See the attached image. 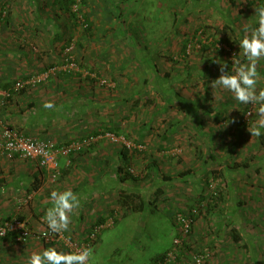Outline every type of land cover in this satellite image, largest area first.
Returning a JSON list of instances; mask_svg holds the SVG:
<instances>
[{"label": "rangeland", "instance_id": "374dc122", "mask_svg": "<svg viewBox=\"0 0 264 264\" xmlns=\"http://www.w3.org/2000/svg\"><path fill=\"white\" fill-rule=\"evenodd\" d=\"M100 1L87 0L91 28L85 30L78 3L71 4L73 26L56 0H0V134L9 125L58 145L100 127L109 133L103 141L95 137L74 162L65 159L55 177L47 170L40 197L65 189L79 195L69 231L26 244L1 240L0 264H25L27 256L48 247L87 248V264H155L161 254L165 264H264V135L248 130L257 119L254 105H240L211 85L220 75L218 60L229 72L233 61L245 62L240 29L264 0H235L237 10L207 17L197 33V25L184 31L174 25L179 0H122L116 24L108 20L116 2L103 0L110 9ZM184 18L189 25L192 19ZM257 70L258 87L264 88V59ZM45 73L47 79L33 83ZM7 82L11 95L3 87ZM46 101L54 107L45 109ZM123 147L132 175L125 181L117 171L124 166ZM0 161L23 172L31 160ZM32 179L22 173L18 181L32 189L41 184ZM120 193L139 195L134 200L141 198L144 210L121 206ZM2 194L0 203L8 200L12 212L1 211L0 220L17 211L25 220L31 196L23 191L11 201ZM101 208L112 214L91 240L90 214ZM178 214L192 221L186 234ZM44 215L36 225L25 220L28 228L42 230Z\"/></svg>", "mask_w": 264, "mask_h": 264}, {"label": "clouds", "instance_id": "9594fccd", "mask_svg": "<svg viewBox=\"0 0 264 264\" xmlns=\"http://www.w3.org/2000/svg\"><path fill=\"white\" fill-rule=\"evenodd\" d=\"M242 35L238 41L242 50L243 63L233 61L236 65L231 72L226 69L225 62L220 64V75L212 81V88L226 91L232 99L240 105H254L257 119L248 127L251 136L264 135V88L258 87L260 75L258 63L264 59V5L255 8L254 20L244 24L240 29ZM45 109H51V102L43 104ZM50 207L43 216V222L49 233L61 234L69 231L71 217L80 207V198L71 189L63 191L51 190L49 193ZM5 234L0 231V236ZM91 251L82 248L78 251H58L55 247H48L33 252L25 259V264H87Z\"/></svg>", "mask_w": 264, "mask_h": 264}, {"label": "built area", "instance_id": "2783aa9c", "mask_svg": "<svg viewBox=\"0 0 264 264\" xmlns=\"http://www.w3.org/2000/svg\"><path fill=\"white\" fill-rule=\"evenodd\" d=\"M48 76L49 74L45 73L42 78H37L32 81L36 83L47 79ZM17 87H22V84L16 82V88ZM108 134L109 133H106L105 136L108 137ZM95 137L98 136H85L70 140L63 144L54 145L46 140H40L36 137L19 133L11 126L5 125L2 126L0 134V156L7 158L17 157L22 160L34 161L39 168L49 170L52 177H55L60 173L59 157L66 158L67 163L70 164L71 156H74L89 146L90 143L94 141ZM110 220L112 219L110 218ZM177 222L182 234H186L190 231L192 221L189 217L178 214ZM101 227V224L94 225L88 235L89 239H94ZM0 231L5 232L3 236H0V239L4 238L8 233H11L13 239L20 244H26L38 239L54 240L57 236V234L49 233L45 224L42 230L32 231L28 228L25 221L19 219L8 221L1 220ZM167 261V258L164 256L155 264H165ZM195 262L200 263V259L196 257Z\"/></svg>", "mask_w": 264, "mask_h": 264}, {"label": "crops", "instance_id": "0c3cea01", "mask_svg": "<svg viewBox=\"0 0 264 264\" xmlns=\"http://www.w3.org/2000/svg\"><path fill=\"white\" fill-rule=\"evenodd\" d=\"M229 1H230L229 2L230 5L224 4L225 0H179L177 1L178 3L176 6L177 10H174V18L177 20L176 24L174 25L178 27H181L182 25L185 26V28L182 31H184L185 29L187 30L191 28L193 29V27L197 25L195 26L194 29L195 32L197 30L196 27L200 26L199 24L206 25L207 17L210 16L212 17L218 14L222 15L224 11H228V10L230 11V9H232L233 11L237 10L234 8L235 0H229ZM238 14H240V9L238 10ZM184 17H189L192 19L189 21V25H187L188 22L184 23L185 21ZM195 18H201V19L196 21ZM65 159L66 158L64 157L59 158V165L61 167V170L63 169V167H65L64 166ZM1 162L2 161H0V163ZM0 167H1L0 172L2 171V173L0 174L1 196L3 195L2 192L6 193V195L4 196L8 197L12 201L13 197L16 194L23 191L27 192L31 196V212L30 211L24 212L25 213L24 219L26 220L27 223L31 225H36V220L39 217V213L45 214L47 207H49L50 205V200L48 196L40 197V194L42 193L44 186L46 187L47 177L49 176L48 171L44 168L42 169L37 168V165L35 164L34 161L33 162L28 161L27 166H25L23 172L22 170L18 169L19 165L12 166L10 164L9 166L6 165L4 167L2 165ZM99 169H102V166H99L98 170ZM22 173H27L31 178H33L30 182H32L33 180L37 182L36 178L40 179L41 184L35 186L34 189H32L30 183L24 187L23 186L24 184H20V181H18L20 179V176H22ZM10 186L11 188L9 190ZM47 195H49V193H47ZM1 211L4 212V214L2 215H7V216L9 215V213L12 212L10 206L8 205V200L5 202L2 201V203H0V214ZM104 212H105L104 208H101L100 211L98 212L97 211L92 212L95 214L97 213V215L90 214V216L96 220L98 216L106 217L109 214L108 211V214L105 216Z\"/></svg>", "mask_w": 264, "mask_h": 264}, {"label": "trees", "instance_id": "16d2710c", "mask_svg": "<svg viewBox=\"0 0 264 264\" xmlns=\"http://www.w3.org/2000/svg\"><path fill=\"white\" fill-rule=\"evenodd\" d=\"M56 1L61 2V4L63 6H66L65 9L70 14V16H72V25L73 26H75L76 23H77L76 22L77 21L76 20L77 16L72 12V10H71V4L78 3L80 5V7H83V10H84V12L82 14V17L84 18V21L82 23L85 24V28L84 29L85 30H89L91 28V25L88 22V19L86 17V12H87L86 4H87V0H56ZM102 1L103 0L100 1V3L102 4V6H105L104 4H106L105 7L108 6L110 9H112V6L110 4L108 5V1L107 2H104V1L102 2ZM114 1L116 2V3H114V5L116 6L115 7L116 8V12H114L113 10H111L110 12H112L113 15L111 16V18H108L109 23H111V24L118 23L119 20L117 18H120V20H121L122 15H123V13L121 12V6H120L122 0H114ZM112 20H113V22H110ZM197 31H198V29L196 30V33H197ZM121 32H122V30H121ZM201 46H205V44H202ZM184 48L186 49V45L184 46ZM153 67H152L153 74H155L156 73V68H155V66H153ZM3 87L6 90V92L8 93V95H11L13 93V91L11 89V83L10 82H7L5 85H3ZM100 128H101V131H94V132L93 131H90L86 135L87 136H94V135L95 136H98V135H100L101 138L98 141L106 140L107 137L105 136V134L107 132L105 131V128L104 127H100ZM92 143H96V141L95 142H91L90 145H92ZM83 150L81 152H78L74 156H71V162H74L75 159L78 158V157L80 158L79 155L82 154ZM128 153H129V150L127 148L123 147L122 150H121V157L123 159L124 166H119L118 169H117L118 173L120 174L121 181H125V179L132 178V175L130 174V171L126 168L127 164H129V161H130V158H129ZM136 198H139V195L129 194V193L128 194L124 193L122 195V193H120L119 194V198H118V202L121 204V206H124V205L129 206L130 205L132 207V210L133 211H143L146 204H144V201L141 198H140V200H138V202H136V200H134ZM111 214H112V210L109 211V214L108 215H111ZM12 219H19L21 221H25V220H23L22 212H19V211L15 212V214H14L13 217H11L9 219H6V220L3 219V221H8V220H12ZM105 219H106L105 217L98 216L96 218V220H94V222H92V225L90 227L89 232L92 230V228H93L94 225L101 224ZM9 238L11 240L13 239V236L11 235V233H8L4 238H1L0 241L1 240H4V239H9ZM232 238H233L234 241L238 240L239 239L238 233H236L235 231H233ZM162 257H163V254H161L160 256H158L157 260L162 259Z\"/></svg>", "mask_w": 264, "mask_h": 264}]
</instances>
